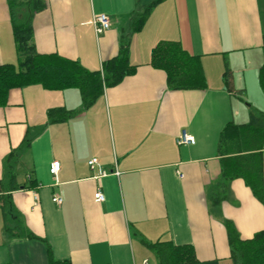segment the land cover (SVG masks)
<instances>
[{
  "label": "crops",
  "instance_id": "obj_1",
  "mask_svg": "<svg viewBox=\"0 0 264 264\" xmlns=\"http://www.w3.org/2000/svg\"><path fill=\"white\" fill-rule=\"evenodd\" d=\"M153 1L45 0L46 8L33 17L37 53H57L101 71L127 38L135 72L88 109L77 89L9 91L0 107V264H49V248L70 264H157L148 244L160 242L192 246L194 264H233L225 222L243 240L264 230V205L243 179L216 190L221 131L230 122L247 125L250 109L264 113V0H163L142 29L131 32L132 15ZM99 14L112 22L101 35L93 25ZM163 41L179 42L199 57L206 89L168 88L166 73L151 65ZM17 63L8 0H0V65ZM59 108L76 115L49 123L48 112ZM38 128L17 159L15 184L21 187L9 193L15 184L5 175L6 160ZM183 132L195 144L179 145ZM94 159L96 170L88 164ZM53 162L61 165L56 176ZM102 171L109 175L98 177ZM29 179L35 187L23 189ZM98 190L102 203L95 201ZM59 192L61 205L52 201ZM7 196L17 224L35 237L5 235ZM213 196L223 197L218 207Z\"/></svg>",
  "mask_w": 264,
  "mask_h": 264
},
{
  "label": "trees",
  "instance_id": "obj_2",
  "mask_svg": "<svg viewBox=\"0 0 264 264\" xmlns=\"http://www.w3.org/2000/svg\"><path fill=\"white\" fill-rule=\"evenodd\" d=\"M163 0H154L140 12L131 17V32L142 29L153 8ZM11 22L16 42L18 63L0 65V107L7 105L9 91L40 85L50 91L79 90L84 109L90 108L104 95L105 89L120 84L125 77L132 75L135 68L129 61V40L125 38L116 57L106 61L101 71H89L79 62L65 58L57 53L39 54L32 45V19L36 13L46 8L45 0H8ZM264 49V45H263ZM151 65L167 75L168 88L179 90H204L206 81L198 56L189 54L179 42H160L152 51ZM231 70L226 63L224 78L231 89ZM261 86L264 92V66L261 69ZM76 112L65 108L48 112L49 123L65 121ZM42 128L26 135L21 145L14 149L5 163L9 180L16 183L15 166L21 154L29 150L31 142ZM219 153L222 157V172L216 190L224 189L234 179H243L255 198L264 205V113L250 109L247 125L236 126L228 123L220 133ZM35 180L29 179L23 189L32 190ZM15 184L9 191L20 189ZM9 195V194H8ZM223 197H212L213 206L218 207ZM7 196L2 205L5 215V235L8 238L33 236L23 230L18 223L17 211ZM14 221L10 225V221ZM233 264H264V230L251 239L243 240L230 222H225ZM153 251L157 264H194L197 263L192 246H176L171 242L148 244ZM49 264H70L59 261L48 249Z\"/></svg>",
  "mask_w": 264,
  "mask_h": 264
},
{
  "label": "built area",
  "instance_id": "obj_3",
  "mask_svg": "<svg viewBox=\"0 0 264 264\" xmlns=\"http://www.w3.org/2000/svg\"><path fill=\"white\" fill-rule=\"evenodd\" d=\"M93 25H94L96 34L101 35L107 31L111 30L112 22H111V19L108 15L99 14V15L95 16ZM177 143L179 145H193V144H195V139H194V137H192L188 133L183 132L178 137ZM88 164L92 170H96L97 160H95V159L91 160L88 162ZM60 169H61L60 163L59 162H53V164L51 165V168H50V173L53 176H56L58 174V172L60 171ZM112 174L115 176L119 175V173L117 171L112 172ZM108 175H109V173H107L106 171H102V172L97 174L98 177H106ZM63 200H64V196H63L62 192L55 194L52 198V201L57 205H61L63 203ZM95 201L97 203H102L105 201V196L101 190H98V192L95 194Z\"/></svg>",
  "mask_w": 264,
  "mask_h": 264
},
{
  "label": "rangeland",
  "instance_id": "obj_4",
  "mask_svg": "<svg viewBox=\"0 0 264 264\" xmlns=\"http://www.w3.org/2000/svg\"><path fill=\"white\" fill-rule=\"evenodd\" d=\"M21 169V168H20ZM20 171H24L23 169H21ZM154 260H155V257H154Z\"/></svg>",
  "mask_w": 264,
  "mask_h": 264
}]
</instances>
